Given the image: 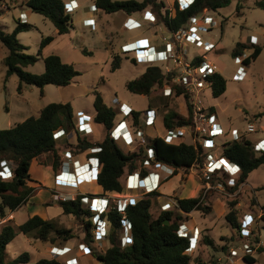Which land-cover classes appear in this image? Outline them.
Instances as JSON below:
<instances>
[{"label":"trees","instance_id":"trees-1","mask_svg":"<svg viewBox=\"0 0 264 264\" xmlns=\"http://www.w3.org/2000/svg\"><path fill=\"white\" fill-rule=\"evenodd\" d=\"M3 1L0 0V3ZM230 1L194 0L189 6L181 8L178 1L175 0L174 14H171V10L168 8H165L164 13H162V8L165 7L163 0H95V4L108 13L124 11L127 14L140 12L151 6L156 12L158 20L162 21L170 31H175L185 26L192 16L205 11H217L227 6ZM26 4L33 12L48 18L54 24L59 35L69 33L73 19L71 13L65 8L64 0H27ZM257 4L264 8V0ZM239 7H241L240 4L237 5V9ZM15 21L16 25L10 32L5 31L0 26V42L7 51L3 58L6 65V78L16 74L19 77V91L25 83L40 87L43 94V88L47 84L67 86L81 74L73 63L63 61L58 54H44V49L55 39L53 35L42 36L37 53L26 52L27 46L20 41L18 34L32 29L34 25L22 21V18H16ZM251 46L252 50L245 58V62L250 64L260 55L263 46L248 45L241 40L232 49V55H240ZM83 51L88 53L86 49ZM200 59V57H196L195 61ZM39 60L44 63L42 72L35 73L25 69V67L33 65ZM121 62V56L116 54L111 64L112 70L119 68ZM171 78L170 74L163 72L160 65L151 64L147 65L145 71L139 76L128 80L126 86L132 93L148 95L150 98L153 88L172 85L174 88L173 96H182L187 103L188 94L184 93L180 86L172 84ZM210 81L213 96L217 97L225 92L227 79L221 72L214 73L210 77ZM93 94L94 120L106 129L105 136L101 141H91L88 137L78 134L76 143L67 141L66 144H58V140L53 137L55 130L60 127H63L67 132L76 129L73 119L74 110L70 101L50 102L42 107L37 115H31L8 128H0V170L3 161H7L11 167L9 176L4 177L0 174V216L4 214L6 208L15 210L33 194L34 186L30 185L29 181H35L32 173L34 161L38 165L50 164L54 172H57L61 168L62 159L66 152L77 155L87 151L89 147L99 146L98 152H89V155H97L101 162L97 174V183L102 188L101 194L122 192L126 173L139 171L141 176L148 173L147 168L143 165L145 149L140 148L138 151L125 152L110 134L117 117V108L106 103L101 91L97 88L93 90ZM187 104L190 112L189 102ZM153 107L149 103L148 108ZM211 109L216 111L214 107ZM141 113L142 111L136 109L133 111V123L137 127H140L139 116ZM190 122V115L184 117L175 110H166L162 116L163 133L167 129L189 125ZM144 128L145 126H143ZM150 146L155 151V161L173 166L175 172L179 170L189 171L192 165L201 161L204 155L203 146L196 147L191 142L182 139L169 143L161 135L154 136ZM222 147L221 156L228 161L237 163L241 168L238 182L245 181L250 172L264 165V151H256L254 142L250 138L233 139L225 142ZM43 156L47 157L40 162V157ZM215 178L222 180V183L227 185V182H223L225 180L216 173L212 175L211 182L214 183ZM202 183H204L203 180ZM157 194V191L145 193L126 207L125 215L130 222L132 241L125 246H121L118 242L119 228L123 219L122 214L116 209H110L102 214V217L110 223L107 236L110 243L109 247L105 252H94L102 264H190L192 260V256L188 252L190 239L178 233L179 224L186 217L178 209L186 213L193 210L209 213L211 206L205 204L207 195L199 193L193 197H178L175 207L162 209L154 215L151 209ZM80 196L81 194L76 199L60 201L59 204L64 214H72L81 221L85 233L82 241L91 245L94 240L92 212L88 207L83 206ZM235 204L236 202H231V208L226 214V219L240 234L241 220H238V210L235 208ZM262 209L261 219L264 221V204ZM247 211L251 212L246 210L243 215ZM165 220L168 222L166 223ZM18 231L24 234H34L36 238L51 243H55L56 240H68L75 237L71 228L58 227L54 220L44 219L38 214L29 217L20 224ZM18 231L10 223L2 227L0 232V264L29 263L30 254L27 251L21 252L14 258H8L7 244L16 236ZM205 241L208 245L213 244L212 239L205 237ZM260 251H264V247H260ZM244 259L250 263L255 262L251 255H245ZM33 264H65V261L56 257H41Z\"/></svg>","mask_w":264,"mask_h":264},{"label":"rangeland","instance_id":"rangeland-1","mask_svg":"<svg viewBox=\"0 0 264 264\" xmlns=\"http://www.w3.org/2000/svg\"><path fill=\"white\" fill-rule=\"evenodd\" d=\"M16 1L21 3L22 0ZM93 1L94 0H86L87 3ZM260 1L261 0H231L227 6L222 7L217 11H206L199 16L201 19L206 15V17H213L218 21V25L210 30L209 37L215 39L219 44V46L213 51V55L219 62V70L221 74L227 79V88L221 95L217 97L213 96L210 87L206 88L203 92L205 95V103L215 108L217 120L223 127L221 133L212 137L214 146L209 148L211 151L214 150L218 154L221 153L222 146L226 141H232L233 135L236 131L240 130L244 133L249 124L254 125L255 131L244 133L243 137L255 141L258 139H264V8L257 4ZM23 3H25L23 6L15 8L12 6L9 9L6 5L9 6L10 3H5V0L0 3V23L3 24L1 27L5 31L10 32L14 29L16 25L15 19L19 18L22 12L26 13L31 11L25 0ZM182 4L184 5V3ZM238 4L241 6L239 9H237ZM147 8L148 9L137 13V17L143 15V18L146 19L144 14L147 10L156 14L151 6ZM169 8H172V10L175 11L174 4ZM164 11L165 7L162 8V13H164ZM173 11H171V14H173ZM121 15L122 13H117L111 17L110 15L106 16H109L111 20H116V25L119 26L121 20L119 18ZM71 16L73 19V25L70 28L69 33L58 36L54 24L48 18L40 13L31 11L30 22L34 27L18 34L20 41L27 46L26 52L32 54L38 52L42 36H58L46 49V53L58 54L63 61L73 63L81 72V74H79L74 81L67 86L47 84L43 88L42 94L40 87L24 83L21 91H19V77L16 74H13L6 78V65L3 59V52L6 50V47L3 46L2 48L0 45V128L13 126L15 123L23 121L31 115H37L38 111L46 104L59 101L71 102L74 110L73 119L76 125L81 112L86 113L87 115L95 112L93 106V90L95 88L101 91L106 103L113 107H117L118 103L121 101H127L136 110L144 112L148 110L150 103L155 107L160 116H163L166 110L170 109L178 112L180 116H188V110L185 108L188 101L186 103L185 98L182 96H173V93L170 96L163 94L162 90L168 85L153 88L150 98L148 95L136 94L128 90L126 86L127 81L143 73L147 64L142 59L138 58L139 54L136 52L128 54L112 52L110 44L114 41L116 45L129 39L135 30L128 31L126 29H120L121 31H116L111 34L113 37L111 38L112 42H110V37L107 36L106 30H99L95 27H84L82 24L84 13L81 8L76 9ZM144 19H137L140 22L139 28L148 27L147 22ZM146 20L149 21L148 19ZM155 22H158V20ZM95 29L98 31H94ZM144 33H146V36H151V30H149V28L144 29ZM201 33H203V31H201ZM250 34H255L257 36L256 44L263 46V49L260 55L246 66L245 78L239 81L236 79V76L239 72L238 68L243 63H236L234 56L232 55V49L238 41L245 39V37ZM206 38H208V36ZM247 44L250 45L248 42ZM84 49H86L88 53L84 52ZM251 50L252 46L247 49V52H250ZM116 54L121 56L122 62L119 68L112 70L111 64ZM135 55H137V60L133 57ZM25 69L40 73L44 70V63L40 60L33 65L25 67ZM154 131L153 135H156ZM70 135L71 134H69V136ZM103 135V126L97 125L93 139L95 141H100L103 138ZM145 135L151 136L146 133ZM184 138L188 142L191 140L188 133L185 134ZM70 139L74 141L75 137L72 135ZM68 140L67 136H64L58 139V144H66ZM146 141L144 143L143 141H140V139H137L132 146L133 149H131V146H125L122 143H119V145L125 152H131L132 150L138 151L140 148H145L147 144ZM46 157L47 156L40 157V162L45 160ZM36 168L39 169L40 167L38 166V163L34 161L32 165V171L34 174L37 172ZM40 171L41 169L38 170V172ZM191 174L193 176H190ZM239 174L237 176H239ZM188 175L190 176V181L184 184L181 189V186ZM227 176V173L224 172L223 175L222 173L219 174V177L225 180L223 182H227L229 187L226 183H222V180L215 178L214 183L212 181V184H220L221 187L213 188L206 194L207 197L205 204L211 206V213L208 214V218L210 215L211 221L204 218L205 226L203 227L204 229H202L203 238L194 249L192 248V250L188 251L192 256L190 264H221L222 261L219 260L220 254L227 256V259L234 258L230 257V249L232 247H240L243 243V239L240 237L238 230L226 219V214L231 208L232 201L236 202L235 208L238 210L237 216L239 221L246 210L253 211L256 214H262V205L264 204V165H261L250 172L248 178L243 182H238L237 177L234 186L228 184L231 181V178ZM196 178L202 182L198 169L190 168L189 171L180 170V176L174 181L172 180L169 183V187L165 190L166 192H169L172 187L176 189L174 191L178 193L181 189L182 194L186 195L194 188ZM98 185L96 179L87 175L86 177H80L77 183L70 182L58 184L55 186V189L58 191H71V193L75 192V190L93 193ZM171 192L170 196L172 195ZM145 193H147L146 190L141 187L136 188L133 191L124 187L123 191L120 192V195L126 197L132 196L134 200H136L139 197H142ZM203 193L204 190L202 188L200 194L204 195ZM48 204L49 202H44L43 208L48 210L51 215H55L53 216L55 217L53 220L56 225L62 228H71L75 235L74 242L79 243L83 240L85 233L81 221L76 219L72 214L59 212V208L47 209L45 205ZM161 206L162 205L156 201L155 196L151 209L154 215L162 210ZM27 207H29L28 203L24 204L21 210L25 212ZM57 212L59 213L56 215ZM184 216L186 217L184 220L186 219L189 225H194L197 222L199 223V219L203 216L205 217L206 214L199 210V212L195 214H185ZM256 221L254 228L257 233L260 231L262 239L261 247H264V221L258 217ZM8 223L11 224V222ZM199 229H201V227ZM27 235L28 237L20 233L19 238L16 239L17 243H15V241L8 243V258L15 257V255H18L23 251H28L33 254L34 244L42 248L45 247L46 244L42 242V240H35L36 237L34 234L30 233ZM205 237L212 239L213 244L208 245L205 241ZM119 244H121V242ZM109 245L110 243L108 241L101 244H91L94 252H104ZM259 253L261 254H256L258 257L257 261L249 264H262L260 257H262L263 252L260 251V249ZM242 254L243 251L239 250V255L238 257H235V259L238 258L241 260ZM75 257L77 259L78 257L80 258L77 253H75ZM80 261H82L81 258ZM86 261L87 264H102L99 259H96L94 254L90 255ZM229 264L241 263H236L234 260L233 263L231 261Z\"/></svg>","mask_w":264,"mask_h":264},{"label":"built area","instance_id":"built-area-1","mask_svg":"<svg viewBox=\"0 0 264 264\" xmlns=\"http://www.w3.org/2000/svg\"><path fill=\"white\" fill-rule=\"evenodd\" d=\"M177 1L181 8L189 6L194 2V0ZM182 3H184V5ZM65 8L68 12H71L73 9L78 8V4L74 0H71L65 3ZM144 16L151 22L158 20L157 15L150 10H147ZM199 16L200 14L194 15L185 26H182L175 31H169L168 36L164 38L161 46H144L136 41H132L121 45V51L124 54L138 52V58L142 59L147 65H160L165 74H170L172 76V84L180 86L184 93L188 94V102L191 111L189 112L188 104H186L185 108L188 110V116L190 115L191 118L190 124L179 126L174 129H167L163 134H161V136L166 142L171 143L176 142V140H185L184 136L188 133L191 137L190 142L192 144L196 147L203 146L204 155L201 161L193 164L191 168L199 170L200 178L204 182L202 188L204 190L203 194L205 195L213 188L221 187L220 184H212L211 177L214 173L217 175L221 173L223 175V172L227 173V177L231 178V181L228 184L234 186L236 183L235 180L238 177L237 175L240 173L241 168L237 163L224 159L221 156V153L218 154L214 150L211 151L209 149L214 146L212 137L221 133L223 131V127L217 120L216 111H212V107L205 103V95L203 92L206 88H211L210 77L214 73L220 72V70L215 61L210 57L211 55H209L210 52H213L217 48L216 42L202 38L201 31L208 32L212 30L217 26V21L213 17H206V15H204L201 19ZM94 23L95 19L93 18H87L83 21V24L87 26H92ZM123 25L127 29H134L140 26V22L129 16L123 22ZM248 43L256 44L257 38L255 39V37L251 35L248 39ZM189 45H195L196 47L201 48V53H198L196 56H191L190 58L187 57ZM248 53L249 52H247L246 49L244 53L234 56V60L237 64L243 63L238 68L239 72L236 76V79L239 81L245 78L246 66L248 65L245 62V58ZM133 57L137 58V55ZM196 57H200L201 59L199 61H195ZM162 92L166 96H170L172 93L174 95V88H172V85H168L164 87ZM116 108L117 117L115 124L110 131L113 139L116 140L118 144L122 143L125 146H131V149H133L132 146L137 139H140V141H143L144 143L147 139V144L144 148V167H158V169H165L168 171V174L163 177H161L159 173L153 174L152 171L144 176H141L139 171L126 173L124 175V187L131 190L141 187L142 189H145L147 193L156 191L161 182L175 172V168L173 166L155 161V151L150 146L152 137L148 135L146 136L143 129V126H154L159 114L157 113L155 107L148 108V110L140 114V127H137L133 123V111L135 110L133 106L121 101L118 103ZM93 122H95L94 116L81 112L78 122L76 123L75 130L67 132L63 127H60L54 131L53 137L58 140L67 136V139H69L68 141H70V132H73L76 138L78 134L87 137V134L93 132L91 125ZM251 131H255L253 124H249L244 133ZM244 133L240 130L236 131L232 140L243 138ZM253 142L254 149L256 151H264V139H258L256 141L253 140ZM99 150V146L89 147V149L85 151L84 161L82 160L81 162L80 160L75 159L73 154L66 152L60 170L54 172V179L60 182L59 184L70 182L77 183L80 177H86L89 175L97 181V174L101 162L97 155H89V152H98ZM2 165L0 174L4 177L9 176L11 168L10 164L7 161H3ZM154 177L156 178L155 182ZM79 194H81L80 201L83 206L88 207L92 212V233L94 240L91 244L94 243V241L97 242V244L108 241L107 236L110 229V223L102 217V214L110 209H116L123 216L122 225L119 228L118 242H121L120 245L125 246L132 241L130 222L125 215L128 204L135 201L132 196H121L120 192L97 194L75 190V192L71 193V191H58L54 188L51 200L59 203L60 201L76 199ZM261 215V213L256 214L255 212H247L242 216L239 235L243 239V243L240 247H232L230 249L231 257H238L239 250L243 251L241 258H244L245 255L253 256L259 252L258 250L262 245V241L259 239V232L257 233L255 231L254 224L257 222V217L261 218ZM178 233L179 235L187 236L190 239L189 250H192V248L194 249L197 246L200 235L198 227H192L189 229L185 226L184 222H181L179 224ZM66 247L67 246H64V248H62L56 246V244L51 245L49 249L51 257L59 258L60 254L71 250L70 247ZM79 249L81 250L83 256L95 255L91 245L86 242H79ZM106 250L107 249H105V251ZM65 264L80 263L75 260L71 262L65 261ZM262 264H264V259Z\"/></svg>","mask_w":264,"mask_h":264},{"label":"crops","instance_id":"crops-1","mask_svg":"<svg viewBox=\"0 0 264 264\" xmlns=\"http://www.w3.org/2000/svg\"><path fill=\"white\" fill-rule=\"evenodd\" d=\"M23 1L24 0H22L21 3H19L16 0H5V3H10L9 6L6 5V7L9 9L12 6H13V8L18 7V6H23L25 4V3H23ZM25 1H27V0H25ZM64 1L66 3V2H69L71 0H64ZM74 1L78 4V8L79 9L81 8L82 12L84 13V17L82 19V24H83V21L85 19H87V18H93V19H95V23L92 26H87V25H84L83 24L84 27H95V28H97L99 30H106L107 36L110 37V39H109L110 42H112L111 41V38L113 37L111 34L114 33V32H116V31H121L120 29H126L128 31H134L135 30V32L131 35V37H129V39H127V40H125L123 42H120V43H118L116 45H115V43L113 41L112 44H110L111 45L110 48L112 49V52H117V53L122 52L121 51V45H123L125 43H128V42H132V41H136L139 44L144 45V46H148V45L161 46L163 44L164 38L168 36L169 31H170L169 28L162 21H159L158 20V22H155L154 23V22H151V21L149 22L146 19H144L143 18V15H141V17H137V13H139V12H135V13H132V14H127L124 11H116V12L108 13V12H105L104 10L96 7L95 0L93 2H88V3L86 2V0H74ZM174 1L175 0H163V2L165 3V8H168L171 11H173L172 8H169V7L174 4ZM78 8H76V9H78ZM76 9H73L70 13L72 14ZM146 9H148V8H146ZM30 12H26V13L22 12V14H21V16L19 18H22V21L30 22ZM174 12L175 11H173V14H174ZM117 13H122V15H123V16L121 15V17L119 18V19H121L120 22H119V26L116 25V23H117L116 20H111L110 19V17L112 15H115ZM106 15H110V17L109 16H106ZM129 16L132 17V18H134V19H136V20L137 19L138 20L144 19L147 22L148 27H146V28H141V27L139 28V27H137V28H134V29H127V28H125L124 25H123V22ZM2 25L3 24L0 23V26H2ZM217 25H218V21H217ZM147 28H149V30H151V36L150 35L146 36V33H144V29H147ZM97 29H95L94 31H98ZM56 32H57V29H56ZM210 32L211 31L201 33V37L204 38V39H207V40L215 41L216 42V45L218 47L219 46L218 42L215 39L209 37ZM57 35L59 36L58 33H57ZM57 35H55V39L58 37ZM250 35L254 36L255 39L257 38V36L255 34H250ZM207 36H208V38H206ZM249 36L245 37V39H243V41L247 43L248 42V39H249ZM53 41L44 49V54H47L46 53V49L53 43ZM0 45L3 48V44L1 42H0ZM188 49L189 50L187 51V55L189 57L196 56L198 53H201V51H202L201 48L196 47L195 45H189L188 46ZM3 53H4V56H3V58H4L5 55L7 54V51L4 50ZM209 55H211L210 57L215 61V63L217 64V66L219 68L220 67L219 62L216 59V57L213 55V52H210ZM135 60H137V58H135ZM123 102H126L127 104L131 105L127 101H123ZM39 111H38V113H39ZM92 114L94 116L95 112L92 113ZM92 114H90V115H92ZM78 119H79V117H78ZM162 124H163L162 123V116L159 115L157 117L156 121H155V125L154 126H146L145 127V133L151 135L152 138L154 136H156V135H159L160 136L161 134H163V131H164V128H163V125ZM91 125H92V128H93V132L90 133V134H87V137L91 141H95L93 139V137L95 135V132H96V129H97V125H101V126H103V125L102 124H99V123H96V122L91 123ZM103 128H104V135H103V138H104L105 133H106V129H105L104 126H103ZM153 131L155 132L156 135H153ZM70 134H71L70 137H72V135L74 136L73 132H70ZM74 137H75L74 141H72L70 139V142H72V143L73 142H76L77 138H76V136H74ZM103 138L101 140H103ZM84 155H85V152H81V153H79L77 155H74V158L80 160V162H81L82 160L84 161V159H85ZM38 166L40 167L39 169H41V171L38 172L39 169H37V168H36L37 169L36 170L37 171L36 174H34V172L32 171V173L34 175V178H35V181H29V184L32 185V186H34V192H33V194L24 203H22L18 208H16L15 210H10L8 208H6L4 210V214L2 216H0V232L2 230V227L5 224H7L8 222H11V224L14 227L17 226V227H15V229H16V231H18V226L20 224H22L23 222H25L29 217H31V216H33L35 214L40 215L44 219H52L53 220V218H55L53 216H55V215H51L48 210H46L45 208H43L44 207L43 206L44 205V202H49L48 205H45V207L47 209H52V208L53 209H58L59 208L60 209L59 212H62V208H61L60 204L59 203H56V202H54V201L51 200L53 189L55 188V186H57L60 183V182H58V181H56L54 179V170H53V167L50 164H43V165H38ZM147 170H148V173L151 172V171H152L153 174L159 173L161 177L166 176L168 174V171L167 170H165V169L161 170V169H158V167L157 168L156 167L147 168ZM178 176H180V170L177 171V172H174V174H172L168 178L164 179L161 182L159 188L156 190L158 192V194L156 195V201H158V203L160 205H162L161 206L162 209L175 207L176 204H177V198L178 197L179 198H182V197H192V196H196V195H198V192L200 193V191L202 190V187H200V186H203L202 185V182L199 181L196 178V181H195L196 184H195L194 188L191 190V192L188 193V194H186V195H183L182 194L181 189H182V187H183L184 184H186L188 181H190L189 180L190 179V176H193L191 174L190 176L188 175V177L186 178L185 182L182 184L181 189H180V191L178 193H176L174 191L176 189H174L172 187H171V190L169 192H166L165 189L167 187H169V183L172 180L174 181ZM155 181H156V178H155L154 182ZM131 191H133V190H131ZM171 191H174V192H171ZM101 192H102V188H101L100 185H98L97 186V189L93 191V193H97V194H101ZM170 192L172 193L171 196H170ZM110 193L111 192H108V194H110ZM26 203L29 204V207H27V210H25V212H23L21 209H22L23 205L26 204ZM178 211L181 214H183V216L185 214L186 215H189V214H195V213L199 212V210H193L191 212L186 213V212H184L181 209H178ZM59 212H57L56 215ZM210 213H211V211L209 213H205L206 216L205 217L204 216L201 217L200 218L201 220L199 219V223L197 222L194 225H189L186 219L183 221L185 223V226L187 228H189V229L192 228V227H198V229H199L201 227V229H199V230H201V232H200V235H199V240H198L197 245L199 244V242L203 238V236H202V229H204L203 227L205 226V224H204V218L207 219V220H209V221H211L210 215H209V218H208V214H210ZM258 232H259V239L262 241L260 231H258ZM20 233H22V232H19L18 231L17 234H16V236L11 241H15V243H17L16 242V239L19 238V234ZM22 235L28 237L27 234L22 233ZM33 239H35V238H33ZM74 239H75V237L74 238H70L68 240H60V241L59 240H56L55 243L42 241V242H44L46 244L44 248H42V247L34 244L33 245L34 246V252H33V254H31V253H29L27 251L30 254V261L27 264H33L37 259H39L41 257H51L50 252H49V249H50V246L51 245H55V244H56V246H59V247H62V248H64V246H67L66 248H68V247L71 248L70 251L59 255V258L62 261L71 262V261H75L76 260L80 264H87L86 259H88L89 256H83L82 255V252L79 249V243L78 242L77 243L74 242ZM35 240H38V238H36ZM94 243H97V242L94 241ZM19 245H21V244H19ZM18 248H22V247H18ZM23 250H25V249H23ZM262 252H263L262 257H260L261 258V262L264 259V251H262ZM72 253H73V255H72ZM75 253L79 254V256L82 259V261H80V258L79 257H78V259L75 257ZM257 254H261V253L257 252ZM16 256L17 255H15V257ZM62 257H63V259H62ZM226 257L227 256H225V255H221V254L219 255V260L222 261L221 264H229L231 261L233 263L234 260H235L236 263H241V264H249L250 263V262L246 261L244 258H242L241 260H239L238 258L235 259V257L234 258H230V259H227ZM252 257H254L255 262H256L257 259H258V257L256 256V254H254ZM12 258H14V257H12ZM9 259H11V258H9Z\"/></svg>","mask_w":264,"mask_h":264},{"label":"water","instance_id":"water-1","mask_svg":"<svg viewBox=\"0 0 264 264\" xmlns=\"http://www.w3.org/2000/svg\"><path fill=\"white\" fill-rule=\"evenodd\" d=\"M165 222L167 223V222H168V220H165Z\"/></svg>","mask_w":264,"mask_h":264},{"label":"clouds","instance_id":"clouds-1","mask_svg":"<svg viewBox=\"0 0 264 264\" xmlns=\"http://www.w3.org/2000/svg\"><path fill=\"white\" fill-rule=\"evenodd\" d=\"M97 7V6H96ZM70 13V12H69ZM158 17V16H157Z\"/></svg>","mask_w":264,"mask_h":264}]
</instances>
